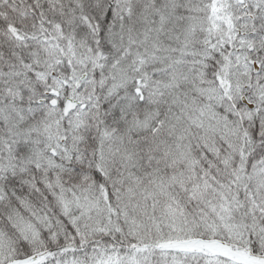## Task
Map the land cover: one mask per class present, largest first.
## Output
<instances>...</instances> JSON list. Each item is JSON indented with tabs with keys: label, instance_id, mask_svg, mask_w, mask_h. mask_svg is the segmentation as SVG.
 Instances as JSON below:
<instances>
[{
	"label": "snow or ice",
	"instance_id": "snow-or-ice-1",
	"mask_svg": "<svg viewBox=\"0 0 264 264\" xmlns=\"http://www.w3.org/2000/svg\"><path fill=\"white\" fill-rule=\"evenodd\" d=\"M0 264H264V0H0Z\"/></svg>",
	"mask_w": 264,
	"mask_h": 264
}]
</instances>
